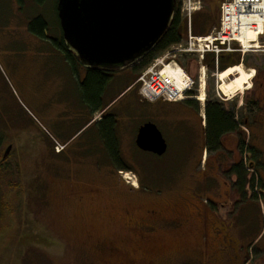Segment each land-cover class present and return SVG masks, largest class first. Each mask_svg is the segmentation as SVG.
I'll use <instances>...</instances> for the list:
<instances>
[{"label":"rangeland","instance_id":"1","mask_svg":"<svg viewBox=\"0 0 264 264\" xmlns=\"http://www.w3.org/2000/svg\"><path fill=\"white\" fill-rule=\"evenodd\" d=\"M57 1L23 0L21 6L12 0L10 12V0H0V264H264V142L250 151L256 171L244 176L243 190L241 180L226 173L232 160H202L204 104L237 112L248 91L224 97L220 72L210 68L205 101L192 108L143 105L128 94L112 111L120 115V154L108 162L98 128H84L83 68L56 47L62 37ZM201 1L195 36L210 34L220 21L222 0ZM40 18L49 25L42 38L31 32ZM245 56L240 65L248 71L256 54ZM177 61L197 81L194 95L201 98L199 59ZM147 123L166 138L165 156L137 148L136 136ZM223 143L228 150L237 147L233 136ZM201 207L212 210L208 228ZM151 211L183 228L160 229L143 240L135 228ZM221 222L228 232L220 235Z\"/></svg>","mask_w":264,"mask_h":264},{"label":"water","instance_id":"2","mask_svg":"<svg viewBox=\"0 0 264 264\" xmlns=\"http://www.w3.org/2000/svg\"><path fill=\"white\" fill-rule=\"evenodd\" d=\"M177 0H58L67 51L86 70L120 72L138 65L170 29ZM137 147L162 157L168 144L152 123L144 125ZM11 147L8 149V156Z\"/></svg>","mask_w":264,"mask_h":264},{"label":"built area","instance_id":"3","mask_svg":"<svg viewBox=\"0 0 264 264\" xmlns=\"http://www.w3.org/2000/svg\"><path fill=\"white\" fill-rule=\"evenodd\" d=\"M201 9V0H182L181 12L188 20L187 39L156 59L141 75L138 84L144 100L180 102L189 98L196 81L180 69L177 56H197L203 64L210 55L218 68L219 58L223 55H245L247 51L264 46V0H222L219 27L204 37L195 36L192 28L193 17ZM251 35L257 38L252 39ZM167 68L180 69L181 75L172 76ZM204 78L203 67L200 81ZM57 151L61 149L58 147Z\"/></svg>","mask_w":264,"mask_h":264},{"label":"flooded vegetation","instance_id":"4","mask_svg":"<svg viewBox=\"0 0 264 264\" xmlns=\"http://www.w3.org/2000/svg\"><path fill=\"white\" fill-rule=\"evenodd\" d=\"M10 2L11 3L9 4V11L12 12V0H10ZM250 54H256V58L251 62L250 69H248V71L244 68V66L240 65V63H245L246 56L242 57L241 55L233 54L222 56L219 60V67L216 70L219 73L232 67L242 66L245 71L251 76L249 83L247 84L245 90L242 92L243 94L245 91H248V101L240 105L237 112H228L231 115L230 118L232 119V123L235 126V132L219 137V139L217 140L213 139L211 137V133H209L207 106L205 107L204 113L206 121L204 122L205 128L203 136L202 160L207 161L210 156H217L220 159H225L226 157L229 158L230 160H232L233 164L230 166L229 170L226 173L239 179L241 175L248 177L249 172L253 174L255 173V161L253 158V154L250 151L255 145H258V143L262 145V143L264 142V46L252 50ZM208 64L212 65L213 63L212 61H209ZM237 95H240V93L236 94L235 96ZM235 96H233L232 98H234ZM226 98H228L229 100L232 99L229 97ZM231 136L235 138L237 143V147L234 151L228 150L223 143L225 138ZM9 147H11V145H9L8 148ZM12 148L13 147H11L9 154L12 152ZM8 156H6V154L3 156V162L8 160ZM238 183L236 182V184L233 185L234 189L238 187ZM141 189H144V187L141 186L139 188V193H141ZM237 204L235 205L237 206ZM201 211L202 213L200 214V216L203 217L205 228H208V217L209 214L212 213V210L208 209L207 207H201ZM232 215L233 217L235 216L234 212L232 213ZM237 216L239 217V212ZM182 228L183 224H181V221H167L164 220L158 212L151 211L147 213L146 220H143L142 223H139L135 230L141 233L143 240H146L150 238L153 233L157 232L160 229L164 231L175 229L176 231ZM223 229L226 234L228 232L227 225L221 222V228L217 230V233L220 235L223 234ZM145 232L149 233V235L145 234Z\"/></svg>","mask_w":264,"mask_h":264},{"label":"trees","instance_id":"5","mask_svg":"<svg viewBox=\"0 0 264 264\" xmlns=\"http://www.w3.org/2000/svg\"><path fill=\"white\" fill-rule=\"evenodd\" d=\"M39 1L43 2L44 0H39ZM17 2L21 6L24 4L23 0H17ZM56 14H57L58 26L62 36L59 40L56 41L57 43L56 45L62 52H64L67 59H69L73 63L76 62L78 65H80L73 56V54L69 53L65 47L57 10H56ZM33 25L34 26L31 28V32H33V34L37 35L38 37L41 38L45 37V32L49 26L48 23L44 19L40 18ZM186 31H187L186 22L181 18L180 11L179 9H177L174 21L170 29L168 30V32L166 33L160 44L157 46V48L142 62L131 68V71L134 72L136 79H138L139 75L156 59V57L165 53L172 46L180 44L186 35ZM206 63H208V59L206 60ZM209 68L215 69V66L209 64ZM118 73H121V71L109 73L100 70H86V79L81 84V90H80V93L83 94L81 95V98L84 104L90 106L92 109L93 108L97 110L102 109L103 106H102L101 98L103 96L105 87L108 84L110 78H112ZM189 104L193 105L194 103L189 102ZM230 116L231 115L225 111L223 106L212 105V104L208 105L207 117L209 124V133H211V137L213 139L217 140L219 139V137L232 134L235 132V126L233 125ZM100 127L102 130V139H103L102 141L106 145L107 151L111 155L112 160L119 159L120 150L115 133L116 122L112 119L105 120V122L101 123ZM1 144L2 143H0V148H1ZM240 180L241 182L238 186L240 187L241 190H243L244 186L246 185L243 175L240 176Z\"/></svg>","mask_w":264,"mask_h":264},{"label":"crops","instance_id":"6","mask_svg":"<svg viewBox=\"0 0 264 264\" xmlns=\"http://www.w3.org/2000/svg\"><path fill=\"white\" fill-rule=\"evenodd\" d=\"M58 48V46L56 45ZM58 50H60L58 48ZM84 73L83 75L86 78V70L82 69ZM124 72V71H123ZM121 72V73H123ZM118 73L112 78H110L108 84L105 87L103 96L101 98L102 102V109H92L90 106L85 104L87 114H88V122L86 125H84V128H86L87 125H92L98 128V142L100 145L104 146V142L102 141V130H101V123L105 122V120H114L116 122V128H117V122L118 119H120L119 113L116 112L113 113V109L115 106L120 102L121 99L126 97L130 93H134L136 95V98L139 99V103L145 105L148 102H145L142 100L139 94L138 86H137V79L135 77V74L131 77H125L124 74ZM82 84V83H81ZM81 84H80V90H81ZM159 102L153 103L157 104ZM165 103V102H163ZM189 104V102H186ZM152 104V103H148ZM191 105V104H190ZM192 108V105L190 106ZM148 124V123H147ZM83 128V129H84ZM82 129V130H83ZM116 133V132H115ZM69 142V141H68ZM90 144H88L89 146ZM106 148V145H105ZM107 150V148H106ZM120 150V145H119ZM108 156V162H110L111 156L109 155L108 151L106 152Z\"/></svg>","mask_w":264,"mask_h":264},{"label":"bare ground","instance_id":"7","mask_svg":"<svg viewBox=\"0 0 264 264\" xmlns=\"http://www.w3.org/2000/svg\"><path fill=\"white\" fill-rule=\"evenodd\" d=\"M252 39H256L257 36L251 35ZM257 49V48H256ZM249 52V51H247ZM167 71L172 76L181 75L179 70H173L172 68H167ZM219 82V91L222 95L232 98L238 93H242L245 90V87L249 83L251 76L245 71L242 66H236L229 68L223 72H220L217 75ZM205 80L202 84V96L199 99L200 102L205 101Z\"/></svg>","mask_w":264,"mask_h":264}]
</instances>
